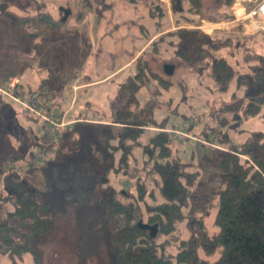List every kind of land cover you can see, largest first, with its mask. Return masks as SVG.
I'll return each instance as SVG.
<instances>
[{"label": "trees", "instance_id": "16d2710c", "mask_svg": "<svg viewBox=\"0 0 264 264\" xmlns=\"http://www.w3.org/2000/svg\"><path fill=\"white\" fill-rule=\"evenodd\" d=\"M207 1L171 0L176 28L156 36L127 69L120 91L109 98L110 119L73 112V107L67 117L71 125L51 134L49 123L0 91V161L9 164L0 204L11 205L0 214V254L25 264L24 255L30 253L33 264H44L43 245L62 218H71L79 241L108 264H264V136L247 130L242 114L256 112L259 102L254 99L264 95V80L236 71L219 54L226 38L199 27L209 18ZM212 1L219 21L235 18V0ZM7 14L21 25L14 13ZM37 16L54 26L52 16ZM167 54L175 68L207 76L226 95L215 111L188 114L181 109L188 102V80L172 81L149 58ZM53 55L47 50L39 63V75L46 70L47 76L36 83L22 77L13 90L36 96L51 112L57 101L65 105L62 97L68 93L58 89L63 93L53 95L52 105L39 100L40 93L51 89L46 88L51 79L62 83ZM260 60L263 65L255 69L264 73V57ZM174 86L180 99L162 98ZM150 95L157 102L146 115ZM7 98L15 119L6 120L2 112ZM20 109L39 131L19 123ZM155 110L162 113L157 116ZM9 121L24 131L18 145L5 131L11 128ZM170 129H185V138L193 136L195 144L179 146L180 137ZM41 149L47 156L35 159ZM34 173L41 174L42 188L33 183ZM204 188L210 192L203 196L212 194L213 201L196 208L191 219L189 210Z\"/></svg>", "mask_w": 264, "mask_h": 264}, {"label": "rangeland", "instance_id": "374dc122", "mask_svg": "<svg viewBox=\"0 0 264 264\" xmlns=\"http://www.w3.org/2000/svg\"><path fill=\"white\" fill-rule=\"evenodd\" d=\"M30 1L37 11L40 10L39 7H41L40 5L42 4L39 3L38 0H30ZM234 2L231 6V10L235 14V18L237 16L239 20H237L233 24L225 23L228 20H222L221 25L218 26L220 28L214 29V30L210 29L211 28L210 24L212 23H209V21L205 20L201 22L199 27L207 31L208 33L215 32L216 36L226 38V41L220 48L219 54L225 56L233 64L236 71L251 73L254 75V79L256 81L262 80V79L264 80V75H263L264 73L257 72L256 69L253 68L254 64H257V65L259 64V58H258L257 53L261 52L260 51L261 48H259V46H261L260 45L261 43H264V29H255L253 27L255 26V23L246 16L248 10L256 4V1L247 0L245 2L246 8L239 7V6H236L237 8H235ZM213 4H214L213 1L209 0L206 2V5H205V8L207 9L208 14H209L208 15L209 18H206L208 20H215V19L217 20V14L213 8L214 7ZM8 6L9 4L7 0H0V15L4 12H8L7 10ZM37 13L43 14L46 17H49V14L47 12H37ZM5 16L8 17V15H5ZM172 17H173V14H172ZM35 18H38V16H36ZM185 25L193 26L192 24H185ZM171 27L172 28H169L167 30L176 28L174 24V19H173V25H171ZM219 30H221V32H217ZM44 37H47V36L43 35V38ZM12 40L17 50H12L13 45L9 43L5 38L0 37V91H2V93H4L7 96L9 95L5 93L4 91L6 87L7 88L10 87V83L14 85L15 87L22 77L24 78L30 73V70H28L27 72L25 71L23 72V64L25 62H28V57L27 55L23 56L19 53L21 43H16L17 39H12ZM63 43L65 44V46L63 47L65 50L61 51V59L69 61V59H67L68 58L67 55L69 54L70 56L72 54L74 50V42L72 43V41L69 40L68 42H63ZM9 47L11 48V50L8 49ZM149 58L155 70L160 73L162 72L165 73L163 69L164 63L172 62L170 54H167L164 57H155V55H151L149 56ZM29 62H31L32 65H36V64L38 65L41 62V58L37 55V52L30 54ZM69 63H72V62L69 61ZM75 67H76L75 65H72L69 67L71 68L70 70L71 72L67 71L66 69L60 72V77H62V83L55 82L51 79L50 84L46 86V88H51V89L50 90L46 89L43 93H40L41 97L39 100L49 105H52V101L54 100V97H53L54 94H56L57 97L60 98L63 91L68 92L63 97L72 98L74 95H76L77 97H76L75 104L70 109L67 108L65 110L66 113H68L74 107V109L76 110H74L73 112H83L89 115H94L93 112H96V114H101L102 116L104 114V117H107V119H110L111 117L110 114L113 113V108L111 109L112 101H109V98L116 96V94H118V92L120 91L119 90L120 80L116 78L114 81L110 80L106 83L95 85L93 87L82 88L80 90H70L68 84L72 82V79H73L72 76L74 75V73L72 72H74V70H77V68ZM187 71L188 70L182 67L175 68L174 73L168 75L170 79L174 82L179 81L183 77L187 79L189 82L190 88L188 91V99H187L188 102L184 104L181 107V109L185 110L188 114L192 113V111L194 112L196 111V113L202 112L203 110L206 112H208V110L211 112L213 110L215 111V108L220 104L221 99L225 98L226 95L224 94L221 95L217 90H215L213 81L207 76H201V75L199 76L194 73L187 72ZM45 72L46 73L39 75V73L31 71L30 77L32 78V80H34L35 78V80L37 81L38 79L43 78L48 75V72L46 70ZM8 81H10V83L6 87H3V85H5V83ZM31 83H33V81ZM55 88L57 89V91ZM53 89L55 90L53 91ZM58 89H62L63 91L60 90L58 92ZM170 95H174L175 98L177 97V99H180L179 89L177 86L172 87L169 92H166L163 95L162 98L167 100L169 99ZM89 96L91 97V99H95V100H92V102L88 101ZM63 97H62V100H63ZM228 97H229V94H227L226 98ZM77 98H78V101H77ZM9 99H11L10 96H9ZM9 99L7 98L8 103H5L4 106H2V108L4 107V111L2 112L5 113L6 120L15 119L13 118L14 113L12 111L11 105L9 104L11 103ZM254 100L260 103L263 102L262 106L260 105L256 106V112L251 111L252 113H250L248 111L247 113V111L246 112L244 110L242 111L243 118L245 120V126L247 127V130L260 131L264 136V95L260 97H256ZM13 101L16 102V104L19 103L18 101L14 99ZM63 102L67 106H69L66 103L65 98ZM76 102L78 103L76 104ZM156 102H157L156 99H154L152 96L150 100H147L145 102L146 106L144 107V113L146 115L150 113L152 108L156 105ZM118 103L120 102L118 101L116 105ZM190 104L192 105V107L190 106ZM21 105L19 103L16 106L21 107ZM62 107H65V105L64 104L55 105L53 110L54 111L56 110L57 114L58 115L60 114L62 116V113L60 111ZM108 109H110V111ZM65 111L63 113H65ZM160 112L162 113V110H155V115L159 116ZM18 115H19L18 118L20 120L19 123L21 122L23 125L26 124V128H29L30 130L32 129V127H35V129L39 131V128H40L39 125H35L36 122H31V121L27 122L24 116L25 114L22 112L21 109L18 112ZM9 122L11 123V128L10 127L5 128L7 129L5 131H9L10 133L13 134V136L11 135L13 137L11 141L15 142V144L18 145L19 144L18 140H21L22 137L25 136L24 131L21 128H19L17 125H15L12 121H9ZM49 131L51 132L50 127H49ZM170 131H173L176 134V137H180L179 142H178L179 146L185 147L187 145L191 146L195 144V139L193 136H191V138H188V139L185 138V137H189V134L186 132L185 129H180V130L170 129ZM198 131L199 130H197V132ZM54 133L55 131L53 133L51 132V134H54ZM18 136H21V138H18ZM55 136L57 137V135ZM39 151H42V149ZM39 151H37V153ZM43 153H46V151H43ZM36 157L37 156L35 154V159ZM8 165H9L8 163L5 164L2 161H0V185H1L0 187L1 188H3L2 178L5 174V171ZM26 165L28 164H24V166ZM35 173L34 175H32V181L36 186L42 188L44 185L42 182L41 174L39 173L35 174ZM208 192H210V188H204V190L201 192V196L195 198L196 203L193 204L194 210L191 207L189 210L190 214L187 213L191 219L197 213L195 212L196 208L207 207L208 204L211 203V201H213L212 194H209L207 198L203 196L204 193H208ZM9 208H11V205L9 203L0 204V214H2L3 211ZM212 220H213L212 216L208 218L209 223H211ZM185 227H186L185 224H183L182 228L184 230V234L187 233V230H185ZM43 253H44V264H108V261L106 260L105 257L97 256L95 255V253L89 250L87 246V242L83 243L79 241L78 234L76 233V230H75V227L73 225V221L71 218H62L60 220L58 231L43 245ZM23 261L25 264H33L32 255L30 253L25 254ZM20 262L21 260H18L16 263H13L8 255L0 254V264H19Z\"/></svg>", "mask_w": 264, "mask_h": 264}, {"label": "crops", "instance_id": "0c3cea01", "mask_svg": "<svg viewBox=\"0 0 264 264\" xmlns=\"http://www.w3.org/2000/svg\"><path fill=\"white\" fill-rule=\"evenodd\" d=\"M7 1V10L14 13L22 23L15 25L7 12L2 13L0 37L13 45L12 50H17L12 39L21 43L19 53L28 57V62L23 64V72L30 70V73H38L40 64L31 66L30 54L37 52L42 59L47 50L51 49L56 71H70L72 65L77 68L72 72L74 75L69 84L70 90L93 87L113 78L123 80L127 69L133 68L140 53L159 33L173 25L171 0H38L42 4L38 11L30 0ZM37 12H47L52 16L54 26L47 23L45 18H35ZM215 12L218 13V9ZM205 20L212 23L210 29L220 28L219 19H202ZM237 20L239 18L236 16L225 23L233 24ZM42 34L47 37L43 38ZM69 40L74 42V50L70 56L65 55L72 63L61 59V51L65 50L63 42ZM260 45L261 52L257 53L259 64H254V69L263 65L260 59L264 57V43ZM8 49L11 50L10 47ZM30 73L24 77V82L36 83ZM262 103L258 105L262 106ZM55 105H61L60 100ZM67 108L65 104L61 113L64 114ZM69 114L70 111L66 117Z\"/></svg>", "mask_w": 264, "mask_h": 264}, {"label": "built area", "instance_id": "2783aa9c", "mask_svg": "<svg viewBox=\"0 0 264 264\" xmlns=\"http://www.w3.org/2000/svg\"><path fill=\"white\" fill-rule=\"evenodd\" d=\"M246 1L247 0H235L234 7L237 8L236 6H239L246 8ZM255 1L256 4L248 10L246 16L255 23V29H264V0ZM13 90L14 85L10 83V87H6L4 91L11 98L29 108L34 114L49 123L52 133L54 132L56 127L71 125V123L73 122L66 119V112L61 116L55 112L48 111L44 105L40 104L39 101H37L36 96L31 97L30 95L23 92L16 94L13 92ZM74 90H76V88ZM76 97V95H74L72 98L64 97L66 103L69 105L68 109H70L75 104ZM36 154L37 158H44L46 156V153H43V151H39Z\"/></svg>", "mask_w": 264, "mask_h": 264}, {"label": "water", "instance_id": "95a60500", "mask_svg": "<svg viewBox=\"0 0 264 264\" xmlns=\"http://www.w3.org/2000/svg\"><path fill=\"white\" fill-rule=\"evenodd\" d=\"M164 70L167 74H173L175 70V64L173 63H165L164 64Z\"/></svg>", "mask_w": 264, "mask_h": 264}, {"label": "bare ground", "instance_id": "6f19581e", "mask_svg": "<svg viewBox=\"0 0 264 264\" xmlns=\"http://www.w3.org/2000/svg\"><path fill=\"white\" fill-rule=\"evenodd\" d=\"M243 10V9H242ZM237 11V10H236ZM241 13H243V12H241ZM242 15V14H241ZM254 27V26H253Z\"/></svg>", "mask_w": 264, "mask_h": 264}]
</instances>
